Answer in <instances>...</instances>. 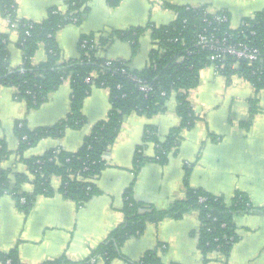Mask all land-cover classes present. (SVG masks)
<instances>
[{"label": "crops", "instance_id": "crops-1", "mask_svg": "<svg viewBox=\"0 0 264 264\" xmlns=\"http://www.w3.org/2000/svg\"><path fill=\"white\" fill-rule=\"evenodd\" d=\"M14 1L18 19L31 22L44 21L50 9L67 10V0ZM164 4L225 10L233 29L244 19L264 11V0H120L117 7H110L107 0H92L79 25L70 24L56 33L62 60L78 58L77 46L82 36L92 35L97 42L112 31L171 23L176 14ZM0 34L7 35L9 40L11 68H19L22 52L17 46V31L10 29L1 15ZM151 50L152 41L146 31L134 55L128 43L117 40L99 50L97 57L125 61L131 69L141 70L148 65ZM45 60L46 51L40 46L33 64ZM70 93L69 82L65 81L40 107L27 110L23 102L16 100L14 88L0 87V141L10 153L0 162V168L11 171L10 179L17 173L27 174L26 166L16 155L15 122L25 119L29 129L56 124L69 112ZM255 98L248 82L235 76L227 82L214 70L205 68L200 72L198 87L189 94L198 119L191 130L182 132L180 146L176 154L169 155L167 163L149 161L137 173L134 171L137 147L144 146V157L152 158L155 154L154 145L143 142L144 128L154 126L159 139L164 140L179 125L174 96L167 101L162 114L146 118L132 113L124 118L118 137L103 156L105 166L94 181L99 193L83 206L59 193L57 177L51 181L54 193L37 196L27 214L19 210L10 195L0 196V252L16 248L22 264H43L60 257L81 261L122 223L123 194L132 182L135 200L166 210L184 199L185 168L190 169V188L220 196L228 204L239 191L248 197L253 208H264V89ZM109 110L108 90L92 89L82 106L85 124L79 129H67L61 139L39 141L25 151L23 158L42 156L52 149L75 152L94 124L106 119ZM21 191L31 194L33 187L26 183ZM234 222L237 241L225 262L217 253L204 260L196 237L200 222L195 210L179 219L165 218L157 225L148 224L141 236L123 245L121 253L128 261H137L160 246L157 256L163 264H264V211L237 214ZM111 264L127 263L118 259Z\"/></svg>", "mask_w": 264, "mask_h": 264}, {"label": "trees", "instance_id": "trees-1", "mask_svg": "<svg viewBox=\"0 0 264 264\" xmlns=\"http://www.w3.org/2000/svg\"><path fill=\"white\" fill-rule=\"evenodd\" d=\"M90 1L67 0L65 12L50 9L44 21L31 22L18 19L14 0H0V15L15 25L17 46L22 52V65L11 68L9 40L7 35L0 34V87L16 89L17 100L23 102L27 110L40 107L65 81L69 82L71 90L69 112L56 124L35 129H29L25 119L14 124V134L18 139L16 155L26 166L27 174L17 173L10 179L11 171L0 168V196L10 195L25 214L32 209L37 196H51L54 193L51 186L54 177L60 179L58 191L65 199L77 206L87 203L99 193L94 181L105 166L103 156L118 137L124 118L132 113L146 118L162 114L172 96L177 103L175 112L180 120L179 125L172 128L164 140L159 139L154 126L144 128L143 142L152 143L155 154L152 158L144 157V146L137 147L134 171L137 173L149 161L165 164L170 154H176L182 132L191 130L198 119L190 104L189 94L198 87L200 72L208 67H217L227 82L235 74L228 68L233 62L232 58L214 60L212 51L196 45L200 34L214 33L218 38L225 39L226 43H245L258 48L262 53L261 62L253 66L241 62L239 73L251 84L254 100L257 93L264 89V11L244 19L234 30L230 28L225 10L216 11V14L226 17L227 22L218 23L213 21L206 7L187 8L164 4L176 14L171 23L112 31L96 43H93L92 35L82 36L77 46L78 58L63 61L55 35L70 24L79 25L89 10ZM107 3L110 7H117L120 0H107ZM146 31L152 41V50L148 65L143 69H131L128 62L121 60L111 61L107 65L108 61L97 57L99 50L117 40L128 43L134 55L138 51L140 37ZM40 46L46 51V60L35 65L33 57ZM256 67L261 72L254 73ZM94 87L108 90L110 110L105 120L94 124L81 146L75 152L52 149L42 156L23 158L25 151L39 141L61 139L67 129L81 128L86 122L82 114L83 102ZM141 87L147 88V91H141ZM9 155L6 146L0 141V162ZM189 174L190 169L185 168L184 199L166 210H157L152 205L135 200L132 182L123 194L122 223L88 257L78 262L60 257L43 264H111L118 259L127 264H163L157 256L160 246L146 252L137 261H128L122 255L121 248L129 239L141 236L148 224L157 225L165 218L179 219L191 210L198 212L200 227L196 237L204 260L207 261L209 254L217 253L225 262L232 245L237 241L234 217L243 212L264 211V208H253L248 197L239 191L235 192L228 204L220 196L192 189L188 184ZM26 183L33 187L31 194L21 191ZM21 199H24V203L20 202ZM0 264H22L17 249L8 253L0 252Z\"/></svg>", "mask_w": 264, "mask_h": 264}, {"label": "built area", "instance_id": "built-area-1", "mask_svg": "<svg viewBox=\"0 0 264 264\" xmlns=\"http://www.w3.org/2000/svg\"><path fill=\"white\" fill-rule=\"evenodd\" d=\"M186 7L190 8L188 6ZM208 13L213 16L214 22H218V23L227 22L226 17L217 15L215 11L208 10ZM6 21L8 23L9 28L12 30H15L16 28L15 25L10 23V21L8 20ZM205 21L206 20H204V22ZM251 34L253 35L254 33L251 32ZM93 43H96V42L93 41ZM196 45L202 49L212 51L213 52L212 58L214 60L216 59V60L224 61L228 57L232 58L233 62L229 64L228 66L229 70L235 73L234 76L244 81L246 80L239 73L240 63L246 62L248 66H253L261 62V59H262V53L260 52L258 48L249 46L248 44H245V43H237V42L236 43H226L225 39L218 38L214 33L200 34L197 38ZM110 62L111 61H108L107 65H109ZM256 68L257 69L253 71L254 73L261 72L260 71L261 69H259V67H256ZM213 70L215 74L220 75L217 67H213ZM86 82H89V79H86ZM14 90H15V94H17L18 91L16 89ZM140 90L143 92H146L147 88L141 87ZM16 100H17V97H16ZM20 202L24 203V199H21Z\"/></svg>", "mask_w": 264, "mask_h": 264}, {"label": "rangeland", "instance_id": "rangeland-1", "mask_svg": "<svg viewBox=\"0 0 264 264\" xmlns=\"http://www.w3.org/2000/svg\"><path fill=\"white\" fill-rule=\"evenodd\" d=\"M208 71L210 70H213V67H208L207 68ZM236 77V76H235ZM93 89H100V90H104L103 88H97V87H94ZM92 91V90H91ZM171 101V100H170Z\"/></svg>", "mask_w": 264, "mask_h": 264}]
</instances>
